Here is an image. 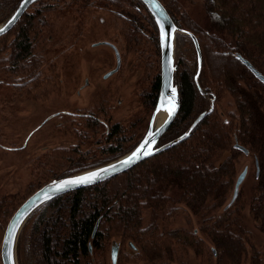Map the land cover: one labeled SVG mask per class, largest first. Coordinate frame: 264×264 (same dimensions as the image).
I'll return each instance as SVG.
<instances>
[{
    "label": "trees",
    "instance_id": "1",
    "mask_svg": "<svg viewBox=\"0 0 264 264\" xmlns=\"http://www.w3.org/2000/svg\"><path fill=\"white\" fill-rule=\"evenodd\" d=\"M20 1L0 0V23ZM135 1L145 10L156 39L151 16L139 0ZM159 1L174 24L191 32L198 41L201 87L214 98V105L230 96L234 111L223 119L214 109L177 145L107 181L45 203L29 218L19 237L20 264H103L105 244L111 235L131 241L149 264H186L182 260L186 251L207 260L209 255L201 239L189 230L171 228V221L181 209L198 220L200 233L215 249V264H244L249 255L247 264H261L253 243L254 232L246 224L244 202L238 198L227 210L219 214L217 211L226 202L237 177L241 152L234 145L238 144L247 150L256 168L252 196L246 201L247 216L254 228L264 233V84L236 58L248 61L264 77V0ZM55 6H42V10L24 14L7 33L15 32L11 39L0 36V75L20 70L29 75L35 70V46L45 25L41 15ZM194 6L205 24L190 14ZM187 41L190 51L175 63L179 108L158 145L183 134L208 109L194 82L196 54ZM159 90L158 73L145 96L152 109ZM115 128V147L106 150L108 157L89 158L87 162L86 154L76 153L73 148L58 152L48 160L51 170L47 181L125 153L120 148L123 138L118 137L117 125ZM1 204L5 201L0 200Z\"/></svg>",
    "mask_w": 264,
    "mask_h": 264
},
{
    "label": "rangeland",
    "instance_id": "2",
    "mask_svg": "<svg viewBox=\"0 0 264 264\" xmlns=\"http://www.w3.org/2000/svg\"><path fill=\"white\" fill-rule=\"evenodd\" d=\"M38 1L43 4H37ZM38 1L27 9L25 15L33 14L37 9L42 10V6L57 7L41 15L45 25L41 27V36L35 46V73L28 75L20 70L12 75H0V200L5 201V204L0 205V246L3 230L10 216L25 198L48 182L50 166L45 164V160L36 158L38 153L52 150L50 154L54 157L58 152L73 148L79 151L76 153L86 154L85 160L88 162L91 160L89 158L98 160L109 156L107 151L101 150L102 146L115 147L109 143L103 127L86 129L81 121L76 124V121L70 118L67 122V132L60 137H48L58 127L57 118L51 119L36 133L30 135L42 119L63 110L73 113L86 112L93 106L92 103L96 105L101 100L107 101L109 111L103 114L106 116L105 119L112 123L116 122L124 130L120 148L127 153L138 144L147 131L153 109L146 104L145 96L154 77L160 73L159 46L155 45L154 33L145 10L135 0ZM117 13L137 17L139 22H142L136 26L132 25L131 22L119 18ZM190 14L197 22L205 24L196 6L190 10ZM7 33L4 34L7 40L15 34ZM187 40L189 39L184 36L177 38L175 59L190 51ZM98 41L114 44L121 57L118 71L105 80L104 74L115 68L116 59L109 47H94L93 44ZM62 71L65 72L66 83L62 80L60 93L58 78L61 77ZM85 80H88L91 86L81 90L78 97L75 91L82 88ZM205 100L209 104V101ZM98 104L101 105V102ZM99 109L101 108L96 107L92 113L101 116V113L96 112ZM214 109L225 119L227 113L234 111V102L227 95L215 103ZM105 139L107 140L104 141ZM244 167H247V174L239 188L237 199L240 198L244 202L246 224L251 232H254L253 243L257 247L255 250L263 249L264 233L258 232L247 216L246 201L252 196L256 168L253 158L241 152L236 174L238 175ZM224 205L217 211L218 214L225 211ZM144 217L146 223L147 217L146 215ZM171 228L186 229L194 233L196 238L204 243L205 254L209 255L206 260L196 256L194 252L186 251L182 255L183 262L215 264L216 258L212 254L214 247L200 233L198 220L194 216L181 209L171 221ZM112 238L121 243L119 263L116 264H149L142 260L137 249L135 252L127 247L128 241L116 235H111L105 244L103 264H110L109 246ZM179 254L177 252V257ZM248 258L244 264L249 262ZM28 260L32 261V257H28ZM17 261L20 264L18 254Z\"/></svg>",
    "mask_w": 264,
    "mask_h": 264
},
{
    "label": "water",
    "instance_id": "3",
    "mask_svg": "<svg viewBox=\"0 0 264 264\" xmlns=\"http://www.w3.org/2000/svg\"><path fill=\"white\" fill-rule=\"evenodd\" d=\"M37 1L38 0H21L16 6V8L10 13V15L0 24V29H3V31L0 32V36L9 32L21 19V17L25 14L27 9ZM140 1L144 4V6L146 7V9L148 10L149 14L153 19L157 31L159 49H160V90L156 105L151 113L148 122V128L146 133L144 134L142 139L138 142V144L124 155L103 165L86 169L61 178L52 179L49 182L42 185L41 187H39L32 194H30L13 212V214L10 216L3 230L1 246H0L1 264H18L17 244L22 228L25 225V223L29 220V218L45 203L56 198L57 196L107 181L113 177H116L128 171L129 169L133 168L134 166L146 160L147 158L177 145L178 143L182 142L183 140L189 137L194 127L206 115L213 112L214 98L211 96L210 93H208L204 88L201 87L199 82V75L201 72V51L196 37L191 32L177 27L172 21L171 17L169 16L167 10L159 0H140ZM180 36L189 38V40L193 45L196 54V69L194 73V82L196 84L199 93L209 101L208 109H206L201 114H199L183 134H181L177 138L165 144L158 145L160 138L170 127L179 108V96H178L177 87L175 85L174 74L176 71L175 43L177 38ZM93 46L94 47L107 46L111 48V50L114 52V55L116 56V66L114 69L107 72V74H105L104 77L107 78L113 75L114 73H116L120 64L119 53L117 48L108 41H98L94 43ZM236 58L241 62L243 66L247 68V70H249V72L256 79H258L262 84H264V77L256 69H254L251 66V64H249L248 61L244 60L240 56H237ZM86 84L87 83L84 82L82 88H84ZM172 89H175L174 96L172 95ZM173 106H174V111L172 112L171 116H169L168 109L172 108ZM161 113L165 115L164 118L158 125L153 126L155 117ZM153 135L155 139L154 141H151V136ZM145 140L151 141L150 147L149 145H145V149H144L151 151V154L148 156H143L141 153V158L139 159L133 158V160L129 164L126 165L122 164V161H125L129 157H131L133 153L136 151V149L139 148L140 145H142L145 142ZM234 147L243 154L247 155V150L244 147L238 144H235ZM93 173H99V176L91 182L68 184L67 187L63 189L57 188V185L59 184H64L69 181H79L85 177H88ZM246 174H247V167H244V169L237 175L235 179L231 196L224 205L223 210H227L236 201L239 194V188L242 182L244 181ZM96 229H97V223L93 228L91 239L93 238ZM88 247H89V253L91 254L92 247L90 244ZM119 247H120V241L112 238L109 246L110 264L117 263Z\"/></svg>",
    "mask_w": 264,
    "mask_h": 264
},
{
    "label": "flooded vegetation",
    "instance_id": "4",
    "mask_svg": "<svg viewBox=\"0 0 264 264\" xmlns=\"http://www.w3.org/2000/svg\"><path fill=\"white\" fill-rule=\"evenodd\" d=\"M140 1V0H139ZM141 2V1H140ZM142 3V2H141ZM144 6V5H143ZM145 7V6H144ZM145 9H146V7H145ZM147 10V9H146ZM147 12H148V10H147ZM148 14H149V12H148ZM117 15L119 16V18H121V19H124V20H126V21H129V22H131V24L132 25H139V23H141L142 21H140L139 22V20H138V18L137 17H130V15H127V14H123V13H117ZM150 15V14H149ZM151 16V15H150ZM152 18V17H151ZM149 20V19H148ZM150 22V21H149ZM151 23V22H150ZM151 25V24H150ZM152 26V25H151ZM152 29H153V26L151 27ZM154 28H155V24H154ZM155 31H156V28H155ZM156 36H157V31H156ZM155 40V45L156 44H158V46H159V41H158V36H157V38L156 39H154ZM156 41H157V43H156ZM114 45V44H113ZM115 46V45H114ZM116 47V46H115ZM117 48V47H116ZM111 49V48H110ZM118 50V49H117ZM114 53V52H113ZM118 53H119V51H118ZM115 56V55H114ZM34 58H35V56H34ZM120 54H119V61H120ZM115 59H116V56H115ZM64 63H66V61L64 62ZM121 63V62H120ZM119 66H120V64H119ZM63 67H64V65H63ZM119 69V68H118ZM35 71V70H34ZM32 72V73H35V72ZM118 71V70H117ZM116 71V72H117ZM32 73H30V75L32 74ZM64 74H65V72L64 71H62L61 72V77L60 78H58L59 80H58V83L60 84L59 85V89H60V93H61V89H62V87H61V83H62V80L63 81H65V83H66V77L64 76ZM107 74V73H106ZM160 74V73H159ZM104 76H105V74H104ZM103 76V79L105 80V79H107V78H109V77H107V78H105ZM85 83H87L86 85H85V87L84 88H81V89H77L75 92H76V95L79 97L80 96V91L81 90H83V89H85V88H89L90 86H91V83L88 81V80H86V81H84ZM84 84V83H83ZM101 102V105H99L98 103H100ZM96 105H94L93 103H92V105L93 106H91L90 107V109L88 110V111H86V112H81V113H73V112H69V111H67V110H63V111H60V112H54V113H51V114H49V115H47L46 117H44L43 119H42V121L32 130V132H30L29 134L30 135H33L34 133H36L40 128H42L46 123H48L51 119H55V118H57L58 120H57V128H55V130H54V132L52 133V137L49 135L48 137H50V138H54V137H60V136H62V134H65L66 132H67V122H68V118H70V119H74L75 121H76V124H79V122L81 121L82 123H83V126H84V128H86V129H95V127H103L104 128V132H105V134H106V138L107 139H109V143H113L114 142V133H115V130H116V128H115V126L117 125L118 126V137L119 138H123L124 137V134H125V132H124V130L121 128V126L120 125H118L116 122H110V120L109 119H105V114H103V113H105V112H107V111H109L108 109V107H107V101L105 102L104 100H101V101H99ZM148 105V104H147ZM149 106V105H148ZM96 107H100L101 109H99V110H97L96 112L99 114V113H101V116H98V115H96V114H94V113H92V112H94L95 110L94 109H96ZM101 110V111H100ZM103 117V118H102ZM67 119V120H66ZM64 124V125H63ZM95 126H94V125ZM65 126V127H64ZM81 134V133H80ZM107 139H105L104 141H106ZM113 140V141H112ZM112 141V142H111ZM22 147H24V146H22ZM21 147V148H22ZM19 148V147H18ZM46 148V147H45ZM12 150H17V148H11ZM11 149H8V150H11ZM76 149V148H75ZM108 148L107 147H105V146H102L101 147V150L102 151H106ZM52 151V150H51ZM51 151L50 150H44V151H41L40 153H38V155H37V157L36 158H38V159H43V160H45L44 162H45V164H48V160H50L51 159ZM77 152H79L78 150H76ZM53 152V151H52ZM47 183V182H46ZM45 184V183H44ZM44 184H42V185H44ZM41 185V186H42ZM237 200V199H236ZM236 202V201H235ZM234 202V203H235ZM248 215V214H247ZM258 230V229H257ZM258 232H260V230H258ZM260 233H262V232H260ZM194 234V233H193ZM195 235V234H194ZM126 241H128L127 242V247L128 248H131V249H133L135 252H136V247L133 245V243L131 242V241H129V240H126ZM255 248H257V247H255ZM120 249H121V243H120V247H119V253H118V257H117V262L119 261V255H120ZM256 252H257V254H258V259L260 260V263L261 264H264V248L263 249H256ZM212 254H213V250H212ZM214 255H215V253H214ZM119 263V262H118Z\"/></svg>",
    "mask_w": 264,
    "mask_h": 264
},
{
    "label": "snow or ice",
    "instance_id": "5",
    "mask_svg": "<svg viewBox=\"0 0 264 264\" xmlns=\"http://www.w3.org/2000/svg\"><path fill=\"white\" fill-rule=\"evenodd\" d=\"M2 31H3V29H0V32H2ZM172 95L173 96L175 95V89H172ZM173 111H174V106L172 108L168 109L169 116H171ZM154 139H155L154 135L151 136V141H154ZM151 141L150 140H145V142L142 145H140L139 148L136 149V151L133 153V155L131 157H129L125 161H122V164H125V165L129 164L133 160V158H136V159L141 158V153H142L143 156L150 155L151 151L144 150V149H145V145H149V147H150ZM104 171H107V170H104ZM98 176H99V173H93V174L89 175L88 177H85V178H83L82 180H79V181H69V182H66L64 184H59V185H57V188L58 189H63L65 187H67L68 184H75V183H82V182H91V181L95 180Z\"/></svg>",
    "mask_w": 264,
    "mask_h": 264
},
{
    "label": "bare ground",
    "instance_id": "6",
    "mask_svg": "<svg viewBox=\"0 0 264 264\" xmlns=\"http://www.w3.org/2000/svg\"><path fill=\"white\" fill-rule=\"evenodd\" d=\"M165 115H163L162 113L161 114H158L155 119H154V125L153 126H156L158 125L162 119L164 118Z\"/></svg>",
    "mask_w": 264,
    "mask_h": 264
}]
</instances>
